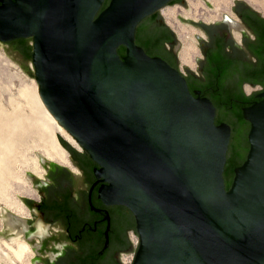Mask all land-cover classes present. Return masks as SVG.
Here are the masks:
<instances>
[{
	"label": "water",
	"instance_id": "water-1",
	"mask_svg": "<svg viewBox=\"0 0 264 264\" xmlns=\"http://www.w3.org/2000/svg\"><path fill=\"white\" fill-rule=\"evenodd\" d=\"M104 1L0 0V42L31 39L41 100L99 167L102 201L134 216L132 264H264V90L242 111L249 149L226 190L230 128L135 44L171 0Z\"/></svg>",
	"mask_w": 264,
	"mask_h": 264
},
{
	"label": "flooded vegetation",
	"instance_id": "flooded-vegetation-1",
	"mask_svg": "<svg viewBox=\"0 0 264 264\" xmlns=\"http://www.w3.org/2000/svg\"><path fill=\"white\" fill-rule=\"evenodd\" d=\"M198 1L202 11L198 2L194 11L191 0H171L164 9L174 14L178 10L173 28L162 19V9L154 13L143 36L160 42L158 49L148 50L150 57L177 70L194 97L211 102L215 125L230 128L229 144L240 127L244 144L250 126L247 121L243 125L239 115L258 102L264 90V0H224L216 17L212 0ZM185 28L195 34L190 64L181 59L179 30ZM61 145L69 153L68 166L45 165L44 177L34 183L37 206L25 199L30 217L15 225V232L35 252L29 264H128L130 235H137L133 214L124 206L105 204L99 197L105 183L94 172L99 167L85 152ZM38 222L46 229L43 236L37 235Z\"/></svg>",
	"mask_w": 264,
	"mask_h": 264
},
{
	"label": "bare ground",
	"instance_id": "bare-ground-1",
	"mask_svg": "<svg viewBox=\"0 0 264 264\" xmlns=\"http://www.w3.org/2000/svg\"><path fill=\"white\" fill-rule=\"evenodd\" d=\"M223 2L224 0H212V4L215 6L214 17L219 14V8L222 6ZM189 5L193 9L198 8V3L192 0ZM173 14V11L168 8L164 9L162 12V15L169 25L173 24ZM188 15L189 14H185V16ZM179 33L183 43L181 59L183 63L190 64L189 55L194 51L193 31L179 30ZM22 80L25 84L24 87H21L17 91L18 95L16 99L9 98L7 100V108L4 109L1 103L2 101L0 100V201H6L7 203L8 197L12 193L13 185L18 184L25 186L26 188H24L21 193L25 196L31 197L32 194H34L33 191L28 189L25 181H21L23 177H18V173L16 172L18 168L17 162L24 165L26 164L25 161L23 162L21 159V156L29 148V146L24 143L26 137H33L36 139L34 141H38V143L43 146V154L48 161L57 162L64 166H68L65 154L58 146L56 139H54L56 137H54V134L60 135L77 150L79 149L80 151L81 148L77 142L65 132L46 108L40 98L38 85L37 88L35 84L33 85V92L31 86L27 85L28 81H26L23 76ZM29 169L36 177H42L43 171L36 163L32 162ZM9 204L12 206L14 214L23 213V208L21 209L17 203L9 202ZM15 219L16 218L12 219L10 217L6 222L8 226L14 229L13 231H15V225H18V219L20 220V218ZM36 226L37 235L43 236L46 229L39 222ZM1 245L7 247L10 257H12L9 264H28L27 259L31 257L32 254L30 248L22 240L13 239L10 243H1ZM126 263H129V258L126 260Z\"/></svg>",
	"mask_w": 264,
	"mask_h": 264
},
{
	"label": "rangeland",
	"instance_id": "rangeland-1",
	"mask_svg": "<svg viewBox=\"0 0 264 264\" xmlns=\"http://www.w3.org/2000/svg\"><path fill=\"white\" fill-rule=\"evenodd\" d=\"M196 2L199 3V7H200V8H198V11H202L200 2L198 0ZM193 10L195 11V9H193ZM177 12H178V10H176V12H175V14L173 16L174 20L179 19V16H178ZM142 23H146L147 24L146 26H149L151 22L149 21V18L146 17L145 19H143L141 21L140 24H142ZM169 26L171 28H173L172 25H169ZM140 29L144 30L145 29V24H142L140 26ZM185 29L187 31L191 30L189 28H185ZM194 36H195V34L193 32V37L192 38H194ZM152 49H155V48L152 47ZM22 50L23 51L24 50H28V53H26L27 56L23 53ZM31 54H32V51H31V39H27V40L26 39H17V40H13V41H10V42H7V43H1L0 42V100L2 101L1 103H2V105L4 107V109L7 108V106H8L7 105V100L9 98L16 99L17 95H18L17 91L21 87L22 88L24 87L25 84L22 82L23 81L22 80V76L24 77V79L26 81H28L27 85L31 86L33 92H34V86H33L34 84H35V86L37 88V84H36V82L34 80V67H33V64H32V56H31ZM32 90H31V93H32ZM243 132H244V128L243 127H240V129L236 130L235 135L233 137V144L235 145V147L242 143V141H243ZM55 136H56V138L59 141H62V138L60 137V135L54 134V137ZM34 140H36V139H34L31 136L26 137V139L24 140V143H26V145L29 146V148L22 155L23 157L21 156V159L23 160V162L25 161L26 164L24 165L22 163L17 162L18 168H17V171H16L18 173V175L17 174L16 175L18 177H20V178L23 177V178H21V181H23V182L25 181V183L28 186V189L33 191L34 194H32L31 197L21 194L23 192L24 188H26V187L23 186V185L16 184V185L12 186L13 189H12V193L8 197V203L6 201L5 202L4 201H0V264H9L10 260H12V257H10V255H9L10 254L9 250L7 249L6 246H2L1 243H7V242L10 243V241L13 240V239L22 240V238H20V236H19V233H16L15 231H13L14 229H12L6 223L8 218H9L8 215L10 214L13 218H20L21 220H26L27 218L30 217V213L28 212V210H26L23 207V205L20 203V201L22 199L25 200V198H29L31 200L32 199L33 200H37V195L35 193V188H34L33 184L31 186V182L30 183L28 182L27 176L31 175V177L34 180V183L41 181V179L44 177L45 165L47 163L53 162V161H48L45 158V156L43 154V152H44L43 151L44 150L43 146L40 145V143H38V141H34ZM80 153H84V151H82L81 148H80ZM43 159L46 161L45 165L41 164V160H43ZM32 162L36 163L42 169V171H43L42 177L38 178L34 174L31 173L29 168L32 165ZM55 163H57V162H55ZM28 193H29V190H28ZM9 202L10 203H17L19 205V207H21V209L23 208V213L14 214V212L12 211V206H10ZM134 235L138 238V236L136 234H134ZM16 237H18V238H16ZM22 241L25 243L24 240H22ZM34 241H33V243H34ZM25 244L29 247V245L27 243H25ZM130 248H131L130 252L127 253L125 257H128L131 254H133L135 256V252H136V250L138 248V244L134 245L130 241ZM30 252H31L32 256L27 259L28 264H29V262L31 260H33V256L35 254V252H33L31 250V248H30Z\"/></svg>",
	"mask_w": 264,
	"mask_h": 264
},
{
	"label": "trees",
	"instance_id": "trees-1",
	"mask_svg": "<svg viewBox=\"0 0 264 264\" xmlns=\"http://www.w3.org/2000/svg\"><path fill=\"white\" fill-rule=\"evenodd\" d=\"M109 0H105L103 3V6L101 8V10H103L107 5H108ZM149 21L152 22L155 18V14H152L151 16L148 17ZM142 24H145V29L141 30L140 26ZM140 24V26H138L137 30H136V35H135V44L142 48L144 50V52L150 56V52L148 50H151L152 47L155 49H158L159 47V40H157L156 38L153 37H144L143 34L146 31V23H142ZM23 51V50H22ZM23 53L26 55V53H28V50H24ZM117 53L119 55V57H123L125 55V49L124 47H119L117 50ZM27 56V55H26ZM239 119L242 122L243 125L245 124V120L243 119L242 115H239ZM247 126V125H246ZM250 126V125H249ZM250 128V127H249ZM235 135V132H233ZM233 135V137H234ZM233 139V138H232ZM61 144H63L64 146H66L67 148H69L70 150H72L73 152H76L74 149H72L65 141H59ZM233 142V140H232ZM230 142L229 147H228V152H227V157H226V163L224 166V172H223V177H224V183H225V189L228 190L234 173L233 170L236 168V164H242L243 161L245 160V155H247L248 149H249V143H248V139L247 141H245L244 144H241V148H240V152L238 151L237 146L235 147V145ZM231 155H234L231 156Z\"/></svg>",
	"mask_w": 264,
	"mask_h": 264
},
{
	"label": "built area",
	"instance_id": "built-area-1",
	"mask_svg": "<svg viewBox=\"0 0 264 264\" xmlns=\"http://www.w3.org/2000/svg\"><path fill=\"white\" fill-rule=\"evenodd\" d=\"M130 241L134 244V245H137L139 243V240L138 238L134 235V234H131L130 235ZM129 258V263L128 264H132L133 260H134V255L131 254L130 256H128Z\"/></svg>",
	"mask_w": 264,
	"mask_h": 264
}]
</instances>
